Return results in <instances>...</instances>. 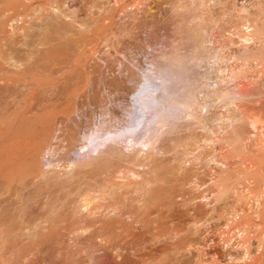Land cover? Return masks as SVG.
I'll use <instances>...</instances> for the list:
<instances>
[{"label":"bare ground","instance_id":"obj_1","mask_svg":"<svg viewBox=\"0 0 264 264\" xmlns=\"http://www.w3.org/2000/svg\"><path fill=\"white\" fill-rule=\"evenodd\" d=\"M158 1L152 0L147 9L136 8L134 13L147 14ZM112 2L62 0L50 7L53 9L34 8L37 16L28 27L10 25L8 30L14 16L5 13L28 6L21 0H0V79L5 76L0 99L25 82L29 71L44 60L53 48L54 33L64 35L61 55L65 57L69 51L79 50L84 39L109 28L120 4L119 0L110 5ZM241 33V45L245 49L255 46L262 55L249 56L250 65L261 74L262 33L256 25H247ZM187 48L165 50L152 61L151 71L161 80V87L139 99L144 104L155 102L146 105L139 135L130 126L131 118L122 122L114 112H110L111 123L82 132L72 113L62 118L50 115V119L41 103L29 105L6 121L0 128V264H78L75 248L83 244L84 251L88 246L103 247L91 240L102 234L106 238L130 214L123 212L124 203L132 199L140 213L148 211L165 194L174 197L173 189L182 188L191 177L199 184H209L207 189L214 197L197 203L198 207L231 200L236 205L230 209L233 215L228 214L234 220L233 233L247 241L252 234L264 235V93L238 65H227L225 84L219 83L223 87L209 92L205 83L208 71L201 70L203 55ZM125 79L132 83L134 75ZM210 95L226 108L213 116L218 123L212 129L215 143L211 151L218 165L209 169L199 165L194 172L176 163V151L185 148L189 139L204 140V99ZM50 137L66 142L58 160L46 157ZM78 148H88L89 156L75 157ZM140 152L144 155L138 157ZM196 198L205 196L199 193ZM210 219L206 221L209 225ZM167 250V246L162 249ZM249 250L246 259L240 258L250 264L263 261L254 259Z\"/></svg>","mask_w":264,"mask_h":264},{"label":"rangeland","instance_id":"obj_2","mask_svg":"<svg viewBox=\"0 0 264 264\" xmlns=\"http://www.w3.org/2000/svg\"><path fill=\"white\" fill-rule=\"evenodd\" d=\"M21 1L28 7L21 6L16 11L5 13L14 16L8 22V30L11 29L10 25L28 27L29 22L37 16L34 8L42 6L53 9L50 7L62 0ZM112 1L110 5L114 4ZM151 1L119 0L120 4L113 14V24L99 35L84 39L79 50L75 48L65 57L61 55L64 51L61 49L64 35L62 32L54 33L52 42H49L53 48L48 51L56 50L59 53H46L44 60L29 71L25 82L13 86L0 99V128L13 114L31 104L41 103L45 112L50 113V119L72 113L82 126V132L103 123H111L110 112H114L122 122L131 118L130 126L139 135L147 106L155 104L154 101L144 104L139 99L147 91L161 87V80L151 71L152 61L165 50L178 51L187 47L190 52L203 55L201 70L208 71L205 83L209 92L223 87V74L227 65H238V70L243 71L249 80H254L264 93V67L259 74L250 65L251 56L262 55L255 46L245 49L239 38L247 25H256L264 40V0H159L156 2L158 4L152 5L153 8L151 6L148 15L134 13L136 8L147 9ZM134 14L139 15L138 18ZM43 48L47 47L44 45ZM130 74L134 75V81L127 83L125 76ZM4 77L0 83L4 82ZM32 79L36 82H32ZM207 96L203 111L206 122L201 131L207 142L205 138L203 142L189 139L185 148L176 151V163L184 169L192 168L194 172L199 165L207 169L218 165L215 154H212L213 149L211 151L215 143L212 129L218 123L213 120V116L216 112H225L226 108L214 101L213 95ZM130 110L133 112L131 116L128 115ZM88 144L91 149L93 143L90 141ZM64 145L65 141L48 138L46 157L58 160ZM81 155L88 157V148H78L74 153L75 157ZM143 155L140 152L138 157ZM208 185L199 184L191 177L182 188L173 189L174 197L168 198V194H165L162 200L148 211H142V214L135 209L136 202L129 200L122 205V209L124 213L130 214L115 224L106 238L102 234L91 240L104 246H88L84 251L81 250L84 244L78 245L74 258L78 264H250L245 261L244 255L249 247L254 259L263 260L256 264H264L262 232L252 234L247 241L232 231L234 220L230 215H233L232 210L236 206L234 202H216L214 206L208 204V209L197 206L201 201L214 200L207 189ZM199 193H203L205 198H196ZM189 198L194 199L190 201ZM211 217L213 219H210L209 225L206 221ZM255 223L262 226L258 221ZM205 224L210 227L207 228ZM164 246L168 247L166 253L162 251Z\"/></svg>","mask_w":264,"mask_h":264}]
</instances>
